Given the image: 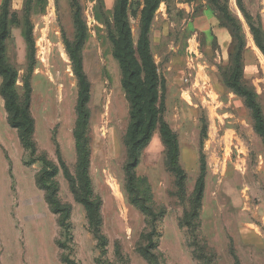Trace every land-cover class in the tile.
I'll list each match as a JSON object with an SVG mask.
<instances>
[{
	"label": "rangeland",
	"instance_id": "obj_1",
	"mask_svg": "<svg viewBox=\"0 0 264 264\" xmlns=\"http://www.w3.org/2000/svg\"><path fill=\"white\" fill-rule=\"evenodd\" d=\"M241 2L151 1L157 5L145 43L157 67L161 118L176 134L178 152L167 153L158 124L136 173L151 187L148 203L158 213L165 211L152 248L162 264H198L180 220L190 207L202 157L206 176L199 236L216 250L217 264H236L234 254L241 264H264V135L236 87L253 90L264 114V51L250 28L260 30L255 32L264 43V0ZM146 7L147 0H127L125 6L123 0H0L1 41L7 62L18 71V93L24 94L26 79L32 85L36 156L46 153L59 164V147L73 173L80 84L72 50L82 60L89 82L91 176L102 199L101 230L108 237L101 255L86 209L61 168L59 194L72 212L71 230L60 227L36 182L42 164L27 163L30 152L9 122L0 90V264H152L143 249L150 218L130 202L126 187L130 103L114 55L116 40L128 28V44L141 61L136 49L144 36ZM244 10L253 15L251 21ZM221 15L228 29L231 24L232 42H221L215 31ZM81 31L84 40L77 46ZM1 83L0 75V88Z\"/></svg>",
	"mask_w": 264,
	"mask_h": 264
},
{
	"label": "trees",
	"instance_id": "obj_2",
	"mask_svg": "<svg viewBox=\"0 0 264 264\" xmlns=\"http://www.w3.org/2000/svg\"><path fill=\"white\" fill-rule=\"evenodd\" d=\"M151 1L155 2L157 0H147V7L144 11V25L146 26L144 28V36L142 37V42L138 44V48L136 49L141 55V61L138 62L136 60L134 56L136 51L131 47V44H128V42H130L128 28H124L120 37L116 40L114 55L119 59L123 72L122 85L130 103L129 126L124 136V143L127 148V160L124 165L127 192L130 202L150 218L151 231L146 235L147 244L143 249L150 257L152 264H162L158 255L153 252L152 248L154 245L153 237L155 235L156 224L165 211L163 210L161 213H158L154 207L148 203L151 200V187L150 185H146V177H139L136 173L140 154L150 144L158 124L160 125L161 137L166 145L167 153L170 154L174 151L175 154H177L178 152L176 134L172 131L169 124L161 118V111L158 104L160 98V85L157 67L152 59L149 46L145 43L147 41L146 33L149 29L148 23L157 5L152 4ZM184 1L190 2L193 0ZM237 1L240 5L242 4V0ZM126 3L127 0H123L124 6ZM243 12L247 20L251 21L253 15L249 12L246 13L245 10ZM124 17L123 15V19ZM219 18L222 25L227 27L228 25L224 23V16L221 15ZM5 28L6 22L4 21V29ZM229 28L230 32H233L231 24H229ZM250 28L254 34L257 45L264 51V43L257 38V33H260V30L254 29L252 26ZM232 34L233 33H231V35ZM2 37L3 35L0 34V75L2 77L0 90L5 99V105L9 113V122L18 130L23 146L30 152V158L27 163L33 164L36 161H40L42 164L41 169L36 174V182L44 191L45 199L50 209L58 215L60 227L63 230L70 231L72 205L61 200L59 194L60 183L56 178L60 168L63 169L64 176L69 182L70 189L75 199L86 209L89 229L97 240V247L100 249L101 255L106 254L108 237L101 230V225L103 223L101 212L102 199L95 193L91 176L92 150L88 134L90 123V110L88 108L89 82L83 69L82 60L78 53H76V49L72 50L71 56L80 84V92L76 106L77 118L73 128L77 155L75 173H73L63 159L59 147H57V154L60 165L49 158L46 153H42L40 157L36 156L38 149L34 138L35 119L31 112V81L29 78L26 79L25 92L23 95H20L17 90L18 71L6 60L5 46L1 41ZM236 37L238 36L236 35ZM76 39L75 43L79 46L84 40V32H79ZM71 44L72 43L68 41L70 49ZM30 70L32 71L33 67H31ZM236 87L239 93L246 96L249 106L253 109L256 118V127L258 131L264 135V114L256 101L254 91L240 85H236ZM172 145L174 146L173 148ZM205 176L206 162L205 158L202 157L201 174L191 196L190 207L184 211L183 217L180 220V225L186 227L190 233L191 241L189 246L192 247L193 254L198 260V264H217L218 254L216 250L211 247L206 240L202 239L198 233L200 227L201 202L205 190ZM145 185L146 187H144ZM183 196L184 192H182V197ZM58 245L62 248H66L65 243L58 242ZM232 252L234 253V250H232ZM116 253L118 256L123 257L120 246H117ZM234 257L235 263L241 264L235 254ZM64 261H67V259L65 258Z\"/></svg>",
	"mask_w": 264,
	"mask_h": 264
},
{
	"label": "crops",
	"instance_id": "obj_3",
	"mask_svg": "<svg viewBox=\"0 0 264 264\" xmlns=\"http://www.w3.org/2000/svg\"><path fill=\"white\" fill-rule=\"evenodd\" d=\"M196 5H197V3H196ZM217 21H218V19H217ZM215 31L218 33V35H221L220 36L221 42H225V41L228 42L229 38H231V42H232V35H231L229 29L226 26L222 25V23L220 22V19H219L218 29H215ZM222 38H224V40H222ZM75 152H76V147H75ZM76 160H77V155H76V159L74 158L75 165H76Z\"/></svg>",
	"mask_w": 264,
	"mask_h": 264
},
{
	"label": "built area",
	"instance_id": "obj_4",
	"mask_svg": "<svg viewBox=\"0 0 264 264\" xmlns=\"http://www.w3.org/2000/svg\"><path fill=\"white\" fill-rule=\"evenodd\" d=\"M203 87H204V90H205L207 96L210 97V93H209L210 88H209L208 82H205Z\"/></svg>",
	"mask_w": 264,
	"mask_h": 264
}]
</instances>
